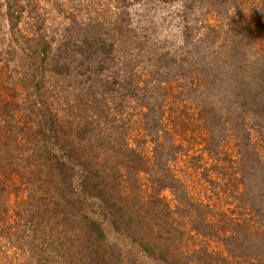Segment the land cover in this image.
Wrapping results in <instances>:
<instances>
[{
	"label": "trees",
	"instance_id": "1",
	"mask_svg": "<svg viewBox=\"0 0 264 264\" xmlns=\"http://www.w3.org/2000/svg\"><path fill=\"white\" fill-rule=\"evenodd\" d=\"M198 1L200 13L195 19V26L187 21L183 28L186 44L193 45L203 55H198L203 58L202 62L192 66L193 69L198 72L202 69L204 76V69L213 66L211 62L225 63L224 59L235 54L244 58H239L241 62L234 65L239 72H233L231 82L240 83V80L248 76L255 82L258 79L264 80V23L261 17L264 15V0ZM4 7L14 43L11 48L17 69L16 79L12 81L15 90L0 96V186L3 189L7 180L15 177L16 185L26 187L29 197L32 198L21 205L30 202L27 216L20 213V210L16 211L19 216L26 217V221L32 223L31 227L22 228L23 232L30 230L42 237L45 234V239L55 238L56 262H59V258L65 257L67 260L68 257V264H119L122 263L121 257L124 254L122 250L127 245L135 247L136 252L143 254L142 258H138L141 263L135 261L134 264H190L193 260L203 261L204 264H264V254L261 259L249 255L244 260L242 256L238 257L233 253L237 249L244 250H232L235 238H255L252 236L261 235L264 239V229L254 226L255 218L252 221L242 214L247 212V207L238 205L245 202V195L237 196L236 193H242L240 185L245 184L246 179L239 180L237 175L233 178L238 181H233L229 176L226 179L225 155L222 158V153L217 154L216 162L205 169L209 173L204 176L210 181L209 191L236 198L235 201L239 204L233 210L237 208L240 217L233 216L232 209L229 208L216 210L217 206L209 194L191 197L183 192L180 196L183 204L177 207L183 206L193 213L190 237L197 239V245L201 247L194 248L192 246L195 244L192 245L191 242L184 245L186 230L176 220L177 214L173 206L162 198L161 190L147 195L141 187L144 185L141 174L148 173L153 166H159L162 171L167 170L170 161L167 156L173 155L175 159L174 154L180 151L178 148L183 145L184 140L179 142V146L171 145L170 152H165L164 158V150L159 151L156 146L158 152H153L152 155L146 152L144 146L139 148V143H144L143 140L146 139L144 136L130 142L124 137V132L120 131L119 135L115 134L117 141L107 140L110 143L120 142L119 147L110 148L108 152L102 150L100 136L112 134L105 132L85 138L83 125L86 123L80 122L79 126H75L71 119L62 118L55 107L53 90L45 82V73L55 62L53 43L56 40H53L55 36L49 34L50 29L47 28L46 21L49 18L40 12L43 8L41 1L4 0ZM251 7L255 12L253 21L259 20L255 23L256 26H250V15L245 12ZM70 9L67 7V14H63L68 19L64 24L70 20L80 26L85 25ZM122 14L117 24L120 31L123 30L121 46L119 49L115 43L109 46L111 53L116 49L121 52L118 55L125 66L120 75L122 86L128 89L133 86L136 92H140L136 97L145 96L143 90L148 82L147 75L159 72L157 57L150 66H146L145 63L152 59V51L141 33L134 32L136 29L132 28L128 13ZM25 15L28 16L30 27L22 28ZM107 22L111 24L113 21ZM104 23L105 21L102 24ZM62 38L66 45V36ZM84 42L88 49H98L87 38ZM215 42L222 43L230 52L223 57L214 52V56L209 59L213 49L217 48L213 46ZM201 46H204L203 50ZM182 50L186 52L189 48ZM170 51L180 54L177 50ZM173 52L168 54L172 56ZM207 76L206 79L209 80L203 82L206 85L210 81L220 80L211 73ZM201 87L200 85L199 88ZM183 89L184 86L180 88V92ZM173 90H170L165 102L174 93ZM218 101V112L223 111L222 109L230 111L222 108L221 101ZM208 103L211 105L210 111L217 106L215 101ZM162 115L158 111L157 123H163ZM227 117L232 118L231 114ZM91 119L98 118L91 116ZM82 120L87 122L84 117ZM75 127H81V136L73 133ZM249 132L254 137V140L251 139L252 145L249 143L256 157L254 166H248L250 171L254 169V172H250L252 176H249L251 184H254L251 195H256L252 198V204L257 211L264 214V195H260V190L256 194L258 187H264V121L253 118ZM94 140L97 141L96 144L92 142ZM135 141L140 142L135 144ZM24 148L26 158L22 157ZM112 149L118 153L123 151L126 159L107 160L105 153ZM187 156L193 158L190 153ZM229 157L237 162L235 157ZM258 165L261 168H256ZM176 179L179 180L173 175L172 184L177 182L174 181ZM256 180L263 184L260 185ZM131 182L135 184L136 191L130 188ZM231 182L238 183L230 188ZM163 185L170 187L168 184ZM11 220L9 214L1 216L2 228L13 230ZM48 227H51L50 236ZM212 241L223 242L222 253L202 246L211 245ZM44 247L51 248L48 244ZM192 254L195 255L191 256Z\"/></svg>",
	"mask_w": 264,
	"mask_h": 264
},
{
	"label": "rangeland",
	"instance_id": "2",
	"mask_svg": "<svg viewBox=\"0 0 264 264\" xmlns=\"http://www.w3.org/2000/svg\"><path fill=\"white\" fill-rule=\"evenodd\" d=\"M39 1L43 7L40 12L49 18L46 21L47 28L50 29L49 34L54 35L53 40H56L53 43L55 62L53 61V65L48 67L49 70L45 73V82L53 90L55 107L62 118L71 119L75 122V126H79L80 122H85L86 124H82L85 131L83 136L88 139L93 134L105 132L112 134L111 136H100L103 144L102 150L105 149L106 152L110 148L119 147L120 142L110 143L107 140L117 141L118 138L115 134L119 135L120 131L124 132V137L130 142L144 136L146 138L143 140L144 143L135 141V144L140 142L139 148L144 146L150 155L153 152H158L156 149L164 150V153L170 152L171 145L179 146V142L184 140L183 145L178 148L180 151L174 154L176 155L175 159H173V155L167 156L170 158L167 170L162 171L159 166H153L148 173L141 174V180L144 183L141 187L146 194L153 195L161 190L162 198L173 206L177 214L176 220L186 230L184 245L191 242L192 245L195 244L192 247H201L197 245V239L190 237L192 234L190 224L192 225L194 222L193 213L184 209L183 206L177 207V205L183 204L180 201L183 192L191 197L209 194L217 206L216 210L229 208V210L232 209L233 216L240 217L238 209L233 210L239 204L235 201L236 198L225 193L218 195L214 191H209L210 181H207L208 179L204 176L209 173L205 169L214 165L219 153H222V158L225 155V160L227 159L225 161L226 170H224L226 179L229 176L233 181H238L233 178L234 175L239 176V180L246 179L245 184L240 185L242 193H236L237 196L245 195V202L238 205L247 207V212L242 214L250 220L255 218L254 226L264 229V214L257 211L252 204V198L256 195H251L254 184H251L249 176H252L250 172H254V169L250 171L248 167L254 166L256 158L249 143L251 142L252 145L251 139L254 140L249 132L250 124L253 118L264 121V80L258 79L255 82L248 76L240 80V83L231 82L233 72H239L234 65L241 62L239 58H244L235 54H230L227 59H224L225 63L211 62L213 66L204 69V76L201 73L202 69L199 72L197 69H193L192 66H197L202 62L203 58H199L198 55H203L200 51L198 53L199 49L197 50L193 45L186 44L183 28L187 21L195 26V19L200 13L199 1ZM64 3L66 4L63 5ZM67 7H70L74 15H77L85 25L80 26L70 20L64 24L68 20L63 15L67 14ZM124 12L128 13L129 22L132 28L136 29L134 32L141 33L144 41L149 45V50L152 51V59L145 63L146 66H150L152 60L157 57L159 72L147 75L148 82L143 90L145 96L136 97V94H140L139 91L136 92L133 86L128 89L121 84L120 75H122L121 71L125 66L118 55L121 52H118L117 49L121 46L123 30L121 32L117 24L120 15L122 16ZM245 12L250 15L252 22L250 26H256L255 23H258L259 20L253 21L254 8L246 9ZM261 17H263L262 23H264V15ZM109 20L113 22L110 24L107 22ZM103 21H105L104 24H102ZM263 26L264 24H262ZM27 27L30 25L28 16L25 15L22 28ZM63 36H66V45L62 42ZM85 38L93 42V46L98 49H88L84 42ZM111 43H115L117 46V49L112 53L109 46ZM11 45L14 46V43L8 20L5 17L4 0H0V96L10 94L15 90L12 81L16 79L17 67L15 65L17 63L14 61L15 56L12 54ZM213 46L217 48L213 49L214 51L211 50L213 53L209 55V59L214 56V52L221 57L230 52V49L220 42H215ZM203 47L201 46V50ZM99 48L101 49L99 50ZM182 48H189V50L183 52ZM170 50H177L181 55ZM170 52H173L172 56L168 54ZM206 59L208 58L206 57ZM208 73L217 76V79L220 78V80L210 81L208 85L204 84V81L209 80L206 79ZM200 85L201 88H199ZM183 86L184 89L180 92V88ZM171 89H174V93L169 95L168 101L165 102ZM218 100L221 101L222 108H228L230 111L222 109L223 111L218 112L216 109L219 104ZM208 101L217 103L214 110L210 111L211 105ZM242 102L246 104L242 105ZM235 107L237 108L235 109ZM158 111L163 114V123L160 121L157 123ZM230 114L232 118L227 117ZM91 116L99 120L91 119ZM82 117L87 119V122L83 121ZM90 120L91 123H89ZM79 132H81V127H75L73 133L76 136H81ZM92 142L97 143L95 140ZM24 150L25 148L22 150V157L26 158ZM122 152L118 153L112 149L111 152L105 153V156H107V160H125L126 155ZM189 153L193 155V158L187 156ZM165 155L166 153L164 158ZM198 155L199 157H197ZM229 156L235 157L237 162H233ZM260 166L258 165L256 168ZM173 175L179 178V180H174L177 181L175 184H172L174 183ZM256 181L260 185L263 184L259 180ZM16 182V178L13 177L7 180L3 189L0 186V264H68V257L67 260L65 257L62 259L58 257L59 262H56L54 248L57 241H54L55 238L47 237L45 239L43 233L42 237L39 233H32L30 230L22 231L25 226L31 227L32 223L27 222L26 217L19 216L16 211L20 210V213L27 216V212L30 211V202L24 206L21 205L32 198L29 197L26 187L17 186ZM132 183L129 186L136 191L137 188ZM235 183L238 182H231L229 187L231 188ZM163 184H168L170 187H163L166 186ZM19 188L23 189L19 190ZM257 191L260 195H264V187H258L256 194ZM5 214L12 217L11 223L14 229L11 231L2 228L1 216ZM50 232L51 227H48V236H50ZM252 237L255 238H235L232 250L236 248L244 250L237 249L233 253L238 257L242 256L244 260L249 258V255H255L261 259L264 254V239L261 235ZM52 240L54 245H52ZM46 244L51 248L45 249L44 245ZM202 246L222 253L223 242L212 241L211 245L204 244ZM122 251L124 252L121 257L122 263L119 262V264H131V261L133 264L135 261L141 263L138 258H142L143 254L136 252L135 247L127 245ZM190 264H204V262L193 260Z\"/></svg>",
	"mask_w": 264,
	"mask_h": 264
}]
</instances>
